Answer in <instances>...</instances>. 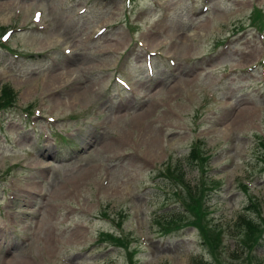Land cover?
Masks as SVG:
<instances>
[{"label": "rangeland", "instance_id": "1", "mask_svg": "<svg viewBox=\"0 0 264 264\" xmlns=\"http://www.w3.org/2000/svg\"><path fill=\"white\" fill-rule=\"evenodd\" d=\"M127 2L0 0V38L11 30L4 47L0 40V92L11 89L17 104L1 115L0 264H264V238L249 247L236 225L242 215L264 223V77L240 72L264 69V0H211L200 17L188 0H167L166 27L145 22L135 36L145 47L122 22L147 0ZM64 46L75 60L63 59ZM142 50L160 56L153 79ZM66 66L88 95L76 103L63 85L69 101L56 105L64 97L43 81ZM117 71L138 97L114 84ZM210 90L217 99L206 98ZM194 148L210 156L206 168L192 161ZM182 173L198 188L174 182ZM183 195L188 207L206 203L204 220L178 202ZM169 212L183 219L179 228L160 219ZM214 231L224 236L217 248ZM106 232L121 240L99 241Z\"/></svg>", "mask_w": 264, "mask_h": 264}, {"label": "trees", "instance_id": "2", "mask_svg": "<svg viewBox=\"0 0 264 264\" xmlns=\"http://www.w3.org/2000/svg\"><path fill=\"white\" fill-rule=\"evenodd\" d=\"M13 94L11 93V89H6L4 88L1 92L0 95V105H5L8 106V108H12L14 103L16 102L15 100L13 101L14 97H12ZM263 148H264V141H263ZM199 155L198 151H193L192 154V161H194ZM264 158V154L262 155ZM264 162V161H263ZM262 162V163H263ZM180 166H176L175 170L179 169ZM183 170V169H182ZM177 179H179L178 181H180L182 184H187V186L191 189L194 188H198V186H193L191 184H188L187 181H185L184 179V173L182 174H178ZM169 185H167L168 187ZM244 188L247 190V186L244 185ZM179 193H182L179 191ZM189 210L190 212L193 214L195 213V218H202V220L205 219L206 217V212L208 210V207L206 206V203L204 201H200L199 204L195 205H190L189 206ZM159 217L161 220H163L162 222H166L167 225L169 227H174V228H179V226L182 224L183 219H181V217H178V213L176 212H169L167 214H162L159 213ZM158 217V219H159ZM253 221L250 222L249 219H247L244 215L239 216L238 220L236 222L237 227L239 228L240 226H244L246 228V233L244 234V238H243V243L247 244L249 247H257L259 245H261L262 240L264 238V223L258 219H252ZM196 223L193 222L192 225L190 226H194L195 227ZM203 231V229H200ZM220 233L221 231L217 232L214 231L213 233H211V235L208 238L209 243L214 247L217 248L219 245H221V239H220ZM211 238V239H210ZM192 264H204L201 261H199L198 259H193V263Z\"/></svg>", "mask_w": 264, "mask_h": 264}, {"label": "bare ground", "instance_id": "3", "mask_svg": "<svg viewBox=\"0 0 264 264\" xmlns=\"http://www.w3.org/2000/svg\"><path fill=\"white\" fill-rule=\"evenodd\" d=\"M6 9H7V7H4V8L1 7L0 8L1 13L5 12ZM44 44H48V43L45 42ZM76 54L77 53H75V51H74L73 52L72 59L75 60ZM63 59L66 60V61H70V62L72 60V59H69L66 56H64ZM72 66H76V65L75 64H72ZM72 66H66V67H63L61 69H58L59 67H55L56 70L53 69V70L49 71L48 75L46 74V80L45 81H47V82L43 81V85L48 88V90L50 91V93L52 95H58V97H64V100L63 101L62 100H59V99H56L55 100V104L56 105H62V103L65 104V100H68L69 101V97L67 95L65 97V94H62V92H63L62 90H64V86L65 85L66 86L67 85L73 86L72 89L70 90V93H72L71 94L72 97H71L70 100H73L74 102L77 103V99L78 98H80L82 100L83 97H84V92L85 91L84 92H81L80 89H79V87H77V84H76V80L77 79H74V77L76 75V71L74 70V68ZM78 67H79V69H82L83 68V67H80V66H78ZM85 94L88 95L87 92H85ZM117 113H119V111ZM117 118H118V121H119L120 120L119 115H117ZM51 152L52 151L50 150L49 153L44 154V156L45 155H50ZM38 161H40L39 158H38L37 162Z\"/></svg>", "mask_w": 264, "mask_h": 264}]
</instances>
